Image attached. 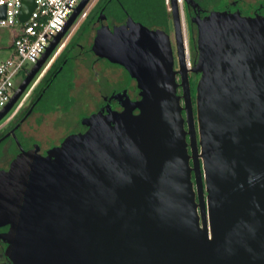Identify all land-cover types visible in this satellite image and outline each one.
Returning a JSON list of instances; mask_svg holds the SVG:
<instances>
[{
  "label": "water",
  "instance_id": "obj_1",
  "mask_svg": "<svg viewBox=\"0 0 264 264\" xmlns=\"http://www.w3.org/2000/svg\"><path fill=\"white\" fill-rule=\"evenodd\" d=\"M90 1L28 72L0 122ZM180 2L168 0L178 70L166 30L131 16L103 24L93 53L125 68L140 99L111 96L83 120L87 131L47 155L18 142L20 154L0 169V227H10L0 239L12 264H264V16L203 17L195 0ZM184 3L197 28L191 68ZM35 8L23 0L20 21ZM6 12L0 7V19ZM106 19L101 12L98 21ZM191 73L200 75L195 100Z\"/></svg>",
  "mask_w": 264,
  "mask_h": 264
},
{
  "label": "rangeland",
  "instance_id": "obj_2",
  "mask_svg": "<svg viewBox=\"0 0 264 264\" xmlns=\"http://www.w3.org/2000/svg\"><path fill=\"white\" fill-rule=\"evenodd\" d=\"M99 1L100 0L90 1L88 6L85 8L88 16L86 18H78V20L66 36L69 45H60L55 50L52 57L47 62L49 67H52L55 64V61L59 56L63 54L71 55L75 49L77 41L81 43L82 48L80 51L86 58V60H84V62L82 60V62L87 65L88 68L90 67L92 61L94 60V57H92L93 45L92 43H90V37L94 32V30L91 29V24L96 18L94 13L96 5L99 3ZM166 5L169 9L170 4H168V0H166ZM203 6L207 9L206 15L214 12L223 13L227 10H232L234 12L239 10L245 17H251L258 11H261L262 15L264 16V0H218L210 1L208 3L204 2ZM113 7L115 8V16L109 15L108 18L109 23L112 26L127 19L116 2L114 3ZM182 13L183 29L186 40V51L188 50L190 55L193 54V61L195 62L198 57L196 48L197 28L193 25L192 22L186 21L183 7ZM145 25L148 26L147 24ZM166 30L171 31L176 50L172 14ZM12 31H14V28H0V64L12 57L16 58V49L10 46V36ZM190 39L193 42L192 52L190 48ZM176 64L178 66L177 56ZM98 66L100 68L98 69L99 75L97 73L95 75L93 74L96 71L90 72V75L85 74L84 79L88 80L84 88H81L80 90L74 91L72 89L73 83L67 80V75H62L58 79L54 87L51 89L49 94L42 101L40 108L41 110L48 111V108L57 104L58 109L60 107L66 106L68 111L64 112L61 115L59 114V118L57 121L55 114L47 115L45 118H42L39 124L35 122V118L28 121V123H26L23 127L22 134L18 133L19 140H17V142H19L20 144L22 143L24 147H29L34 142H39L41 144L43 153H48V150L53 146L55 147L56 143H60L68 133L72 131L77 132L80 129L82 130V125L80 126V124L83 121L81 120L87 117L93 111L98 110L102 107V105L104 104L102 96L110 95L114 91L123 89H130V91L135 95L139 94V89L133 84L131 76L126 71L121 69L118 65L111 64L109 61L103 59ZM32 68L33 65L31 63H27L25 65L24 69L14 79L16 86H19L21 84L23 78L26 76V70L30 71ZM48 76L49 74L47 72L40 71V73L36 76L34 81L29 86L28 91H31L32 94L37 92L40 86H42V84H44L48 80ZM199 81L200 75L192 73L190 74V82L194 100L197 94ZM80 84L81 79H76L75 86L79 88ZM33 100L34 98H26L25 96L21 97V99L12 110V114L15 118H17L16 121L11 123L3 119L0 122V136L4 135L16 124L22 114L30 107ZM60 136L64 137L58 138ZM9 147L15 148V145L10 140H8L4 145L0 146V166L4 163L8 164V162H10V160L16 154L15 150H12L10 152V150H8ZM4 148L5 150L3 151Z\"/></svg>",
  "mask_w": 264,
  "mask_h": 264
},
{
  "label": "built area",
  "instance_id": "obj_3",
  "mask_svg": "<svg viewBox=\"0 0 264 264\" xmlns=\"http://www.w3.org/2000/svg\"><path fill=\"white\" fill-rule=\"evenodd\" d=\"M82 1L36 0V8L30 19L26 23H22L19 17L23 0H0V7L7 8L6 17L0 19V28L16 29L12 46L17 52L16 58L12 57L0 64V113L9 104L18 87L14 79L27 63H31L34 67L39 62L47 48L63 31ZM87 15L88 13L84 9L79 18H86ZM66 36L61 40L59 46L67 45ZM186 60L187 67L191 68L192 58L188 50L186 51ZM41 71L48 72L49 65L44 64ZM23 96L29 98L31 91L27 89ZM13 118L14 115L10 112L5 120L11 122Z\"/></svg>",
  "mask_w": 264,
  "mask_h": 264
},
{
  "label": "flooded vegetation",
  "instance_id": "obj_4",
  "mask_svg": "<svg viewBox=\"0 0 264 264\" xmlns=\"http://www.w3.org/2000/svg\"><path fill=\"white\" fill-rule=\"evenodd\" d=\"M182 1L183 0H181L180 3H182ZM200 7L202 9V16L203 17L206 16L207 9L204 8V7H202V6H200ZM183 8H184V15H185L186 21L187 22L188 21L192 22L191 21V18L195 15L194 9L191 6H188L186 3L183 4ZM101 12H103L107 16V19L105 21H103V22H99L98 21ZM260 13L262 14L261 11H260ZM94 14H95L96 18L94 19V21L91 24V29H93L94 32L92 33V36L90 37V43H92V45H93L94 40H95V37L97 35V30L103 24L104 25H110L109 20H108L109 14H108V11H107V3L104 2V1L102 2V0H100L99 3L96 5V9H95V13ZM254 15H252V16H254ZM124 22L117 23V24L118 25L119 24H123ZM193 25L196 27V25L194 23H193ZM110 26H112V25H110ZM152 29H155V28H152ZM164 30H166V29H164ZM167 32L171 36V41H172L173 49H174V55H175V59H176V56H177L176 54L177 53H176V50H175V46H174V42H173V38H172V33H171L170 30H168ZM93 35H94V38H93ZM68 45H69V42L67 43L66 46H68ZM175 45H176V42H175ZM81 48H82L81 43L79 41H77L76 42V45H75V49H74V51H73V53L71 55H69V54H63V55L59 56L56 59L55 64L52 67H49V71L47 72L48 74L51 73L50 74L51 77L49 78V80L47 82H45L44 84H42V86H40V88H39V90L37 92H35L34 94L31 93V96L29 98H34V100H33L32 104L30 105V107L22 114V116L19 118V120L16 122V124L11 129H9L4 135L0 136V146L1 145H4L8 140H10L15 145V148L9 147L8 150H10V152L12 150H15L16 151L15 156L10 160V162H8V164L4 163L3 165H1L0 166V169L6 170V171L9 170L11 162L14 160V158L18 154H20V152H21V149L20 148L21 147L19 146V144L17 142V140H19L18 133H21L22 134L23 127H24V125L26 123H28V121H30L33 118H35V122L39 124L41 122V119L42 118H45L47 115H54V114L56 115V121H57L58 118H59V114L61 115L64 112L68 111L66 106L60 107L58 109V105L57 104L55 106H52V107L48 108V111L41 110V108H40V106H41V103L40 102H41V99L43 98L44 94L48 91V89L50 87H54V85L57 83L58 79L62 75H67V77H68L67 80L68 81H71L73 83L72 89L74 91L80 90L81 88H84V86H85V84H86V82L88 80V79L87 80L84 79V75L85 74H89L90 75V72L96 71L93 74L95 75L97 73L99 75L98 69H100V68H99L98 65L100 64L101 60H103V59H99L92 52V55H93L92 57H94L93 58L94 60L92 61L90 67L88 68V66L83 63L84 60H86V58H85V56H83V53H81V51H80ZM82 60H83V62H82ZM119 67L121 69H123L124 71H126L125 68H123L122 66H119ZM178 69H179V67L176 64L175 65V70H178ZM28 72L29 71L26 70V76H27ZM26 76L23 78V80L26 78ZM76 79H79V80L81 79V84H80V87L79 88H77L75 86ZM132 81H133V84L135 86H137L136 80L132 79ZM177 81L180 82V76L179 75L177 76ZM124 91L127 92L126 94L129 96V98L131 100L135 101V100L140 99L139 94H137V95L133 94L130 91V89H123V90L114 91L110 95L102 96L103 101H104V104L102 105V107L100 109H98V110L93 111L91 114H89L85 118H88V117H90V116H92V115L100 112L101 110H104L106 108V106L109 104L108 98H110L113 95H118V94H120V93H122ZM179 91L181 93V89H179ZM110 105H111V107H112V109L114 111L122 112L124 110V108L121 106V104L115 98L111 100ZM31 109H32V111H31ZM29 112H30V114H29ZM138 113H139V110H136L135 111V114H138ZM16 119L17 118L14 117L13 120L11 121V123H13L14 121H16ZM84 119H82L81 121H83ZM56 121H55V123H56ZM55 123H54V125H55ZM81 125H82V130L80 129L77 132H73L72 131V132L68 133L65 137L64 136H60L58 138H61V137L63 138L64 137L62 139V141H63L70 134L81 133V132H85V131L88 130V128L86 126H84L82 123L80 124V126ZM13 130L15 131V135L12 133ZM62 141L60 143L59 142L56 143L55 144V147L61 145ZM36 144H39L40 147H41V144L39 142L38 143L34 142L29 147H24L23 144L21 143V146L25 150H29V149L33 148L34 145H36ZM52 148H54V146ZM51 149H49V150H51ZM4 150H5V148L3 149V151ZM41 153L43 155H47V153H43L42 147H41ZM2 155H3V153H2ZM9 229H10L9 226L0 227V235L8 232ZM7 247H8V244L6 242H4L2 239H0V259H1L0 264H12L11 260L6 256V249H7Z\"/></svg>",
  "mask_w": 264,
  "mask_h": 264
},
{
  "label": "trees",
  "instance_id": "obj_5",
  "mask_svg": "<svg viewBox=\"0 0 264 264\" xmlns=\"http://www.w3.org/2000/svg\"><path fill=\"white\" fill-rule=\"evenodd\" d=\"M107 3V11L109 15L115 16V8L113 7L116 2L120 7L122 13L126 16H131L136 21L143 22L147 24L150 28H161L166 29L169 25V21L171 18V12L167 8L166 0H102V2ZM200 6H203V3H208L210 1H218V0H195ZM125 21V20H124ZM121 21L119 23H122ZM190 48L191 52L193 50V42L190 39ZM193 62V54L191 55ZM49 73L48 80L51 77ZM47 80V81H48ZM46 81V82H47ZM53 87H50L48 91L44 94L41 102L45 99V97L49 94ZM194 98V97H193Z\"/></svg>",
  "mask_w": 264,
  "mask_h": 264
},
{
  "label": "crops",
  "instance_id": "obj_6",
  "mask_svg": "<svg viewBox=\"0 0 264 264\" xmlns=\"http://www.w3.org/2000/svg\"><path fill=\"white\" fill-rule=\"evenodd\" d=\"M15 32H16V29H14V31L11 32V36H10L11 37V43H10L11 47H13L12 46V41H13V36H14ZM0 40H1V36H0Z\"/></svg>",
  "mask_w": 264,
  "mask_h": 264
}]
</instances>
